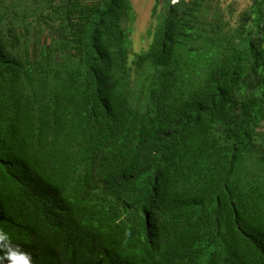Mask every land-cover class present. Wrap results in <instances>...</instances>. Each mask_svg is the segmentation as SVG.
Masks as SVG:
<instances>
[{"label":"trees","instance_id":"trees-1","mask_svg":"<svg viewBox=\"0 0 264 264\" xmlns=\"http://www.w3.org/2000/svg\"><path fill=\"white\" fill-rule=\"evenodd\" d=\"M235 11L156 0L134 51L132 0H0V230L31 264H264V0Z\"/></svg>","mask_w":264,"mask_h":264},{"label":"rangeland","instance_id":"rangeland-1","mask_svg":"<svg viewBox=\"0 0 264 264\" xmlns=\"http://www.w3.org/2000/svg\"><path fill=\"white\" fill-rule=\"evenodd\" d=\"M156 0H132L134 6V19L131 24V40L134 51L147 48L151 41L150 31L154 29L156 19L153 16V8ZM223 8L229 9V5L235 3V14L238 15L245 8L249 0H217Z\"/></svg>","mask_w":264,"mask_h":264},{"label":"clouds","instance_id":"clouds-1","mask_svg":"<svg viewBox=\"0 0 264 264\" xmlns=\"http://www.w3.org/2000/svg\"><path fill=\"white\" fill-rule=\"evenodd\" d=\"M0 264H31L29 254L22 252L18 246H13L7 233L0 230Z\"/></svg>","mask_w":264,"mask_h":264}]
</instances>
